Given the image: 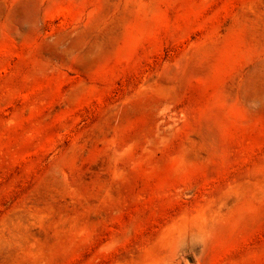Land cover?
I'll use <instances>...</instances> for the list:
<instances>
[{
  "label": "rangeland",
  "instance_id": "obj_1",
  "mask_svg": "<svg viewBox=\"0 0 264 264\" xmlns=\"http://www.w3.org/2000/svg\"><path fill=\"white\" fill-rule=\"evenodd\" d=\"M0 264H264V0H0Z\"/></svg>",
  "mask_w": 264,
  "mask_h": 264
}]
</instances>
